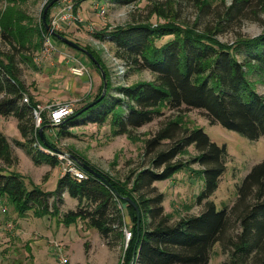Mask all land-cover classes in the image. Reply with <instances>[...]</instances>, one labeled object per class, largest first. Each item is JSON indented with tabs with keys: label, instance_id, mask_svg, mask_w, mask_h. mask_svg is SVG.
Instances as JSON below:
<instances>
[{
	"label": "trees",
	"instance_id": "obj_1",
	"mask_svg": "<svg viewBox=\"0 0 264 264\" xmlns=\"http://www.w3.org/2000/svg\"><path fill=\"white\" fill-rule=\"evenodd\" d=\"M28 1L0 0L4 3L0 11V39L9 48L7 51L0 48V116L18 120L24 141H17V144L34 163L46 162L56 167L59 160L38 148L40 145L56 149L45 134L52 122L42 112V121L37 127L34 111L38 110V103L19 78L18 64H33V54L41 51L44 36L49 34L43 26L42 16L36 21L23 8ZM82 1L74 5L75 14ZM115 1L128 3L132 0ZM184 1H194L201 12L211 8L208 0ZM254 1L233 0L223 14L218 13L216 24H208L204 31L181 26L170 19L160 3L151 8L149 16L142 22H130L111 30L107 27L97 38L113 44L115 57L128 70H149L155 75L154 81L118 87V98L109 99L112 89L110 70L98 52L75 41L92 53L104 68L108 93L93 108L78 115L91 103L88 102L56 125L62 136L70 134L68 126L82 118L90 116V123L102 125L111 117L114 136L125 135L133 141L137 138L136 131L151 123L156 115H161L163 109L170 110L173 115L144 139L143 161L124 181L113 179L92 166L110 181L121 198L90 174L83 181L64 174L54 193L46 192L34 183L29 189L21 173L10 171L19 164V159L7 137L0 133V161L3 164L0 166V200H6L19 218L33 212L36 218L42 219L59 214V202L63 201L62 195L66 192L70 198L78 200L80 208L66 213L63 222L71 225L85 220L103 238L113 232L124 238L126 211L132 223L126 264H131L134 257L135 264H210L218 244L222 253L228 255L223 264H264V161L254 165L245 176L237 188L234 204L218 209L210 198L219 188L227 169V147L213 142L200 127H186L183 120L185 110L198 109L204 112L210 125L218 124L252 141L264 138V95L257 91V83L250 78L256 74L259 78L256 81L264 84V31L256 38L239 37L231 45L221 43L215 37L231 24H240L250 14L258 17L259 11L264 12V0H256V10L253 9ZM57 5L48 12L50 26L52 9ZM152 17L171 21L154 27L150 23ZM165 36L173 39L159 47L157 42ZM87 58L102 81L96 100L102 94L104 83L97 66ZM25 97L29 98L28 103L23 102ZM44 126L43 141L39 130ZM191 147L197 152L194 156ZM73 155L90 165L79 155ZM193 164L202 167L199 173L204 177V189L197 202L203 205V211L173 221L163 206L165 196L155 183L172 179L185 166ZM51 195L55 198L52 207L49 203ZM125 197L133 199L141 211L139 232L137 213Z\"/></svg>",
	"mask_w": 264,
	"mask_h": 264
},
{
	"label": "rangeland",
	"instance_id": "obj_2",
	"mask_svg": "<svg viewBox=\"0 0 264 264\" xmlns=\"http://www.w3.org/2000/svg\"><path fill=\"white\" fill-rule=\"evenodd\" d=\"M29 0L23 8L36 21H39L44 10L45 2ZM82 0H61L52 9L51 20L68 4L71 6ZM211 8L208 12H201L196 3L184 0H135L121 3L115 0H85L80 2L78 12L80 16L76 23L62 25L56 32L63 33L67 38L77 41L82 46H89L96 50L107 66L112 81L109 99L118 98V87L130 86L138 82L155 80V75L149 70H128L121 60L115 57V49L111 42L102 41L97 36L107 27L111 30L130 22H142L149 16L151 8L163 4L170 19H174L181 26L186 25L191 29L204 31L208 24H216L218 13L223 14L233 0H208ZM256 0L253 9H258ZM97 4L104 6L105 14L97 10ZM4 3L0 2V11ZM74 12V10H73ZM170 19L152 17L150 23L157 27ZM52 26V25H51ZM196 27V28H194ZM264 31V12L258 17H250L240 24H231L226 30L215 36L221 43L233 44L239 37L256 38ZM173 37L165 36L157 42L163 46ZM57 51L47 57L40 52L33 54V64L20 62L19 78L25 85L28 93L35 98L38 106L44 108L43 113L50 119L49 107L71 105L75 110L86 103L94 101L102 85L101 78L90 63L86 55L73 50L59 41L53 40ZM0 48L7 51L9 48L0 39ZM19 60V57H17ZM35 65V66H34ZM84 66L87 74L83 77L75 76L71 68ZM251 80L255 81L257 91L264 95V84L257 82L258 76L252 74ZM28 98V97H27ZM29 99V98H28ZM127 109L126 107H124ZM100 110L102 109L99 108ZM99 110V111H100ZM184 125L188 128L200 127L218 145L227 147V169L221 178L217 191L210 200L214 201L218 209L224 205L232 206L236 201L237 188L252 167L264 161V138L252 141L247 137L220 125H210L202 110H185ZM173 115L167 109L161 115H156L154 120L136 131V139L131 141L125 135L114 136L111 117L102 125L90 123V116L68 126L70 133L62 136L56 127H47L46 138L56 149L70 154H77L106 173L113 179L124 181L128 174L140 167L143 161V141L154 134ZM0 133L4 134L14 154L19 159V164L10 171L23 175L28 188L31 183L40 185L44 191L54 193L57 183L68 167L67 162L59 161L53 167L44 162H33L25 149L17 144L24 141L19 129L18 120L14 117L0 116ZM191 155L197 154L190 148ZM0 166H3L0 161ZM202 167L199 164L185 166L172 179L155 183V187L164 194L163 206L165 212L172 216L173 221L191 215H199L203 205L197 202V197L204 189V177L199 173ZM62 202H59V214L55 217L36 218L29 212L25 218H19L13 207L6 201L0 200V264H54L55 243L64 247L65 253L72 259L73 264H121L129 249L130 240L127 242V233H131L132 223L127 212L124 238L117 232L103 238L95 229L89 227L85 220H78L71 225L63 222V217L70 211H77L80 206L77 199L63 193ZM55 198H49L52 207ZM10 225V227H9ZM132 237V236H131ZM228 260V255L223 254L220 245H216L210 264H223Z\"/></svg>",
	"mask_w": 264,
	"mask_h": 264
},
{
	"label": "built area",
	"instance_id": "obj_3",
	"mask_svg": "<svg viewBox=\"0 0 264 264\" xmlns=\"http://www.w3.org/2000/svg\"><path fill=\"white\" fill-rule=\"evenodd\" d=\"M97 10L101 12V14H105L106 10L104 9V6H101L100 4H97ZM78 18L74 15L73 12V6L71 4H68L63 9H61L58 14H56L52 20H51V27L54 30H57V28L61 27L62 25H71L76 23ZM54 39L51 37L50 34H46L43 39V45L41 49V55L44 57L49 56L50 54L57 51L55 43L53 41ZM72 73L75 76L83 77L85 74H87V70L84 66H73L71 68ZM24 103H28L29 99L27 97L23 100ZM53 107H49L47 110L49 111V116L52 124L59 125L61 124L65 119L71 117L74 113V109L71 105H64V106H57L55 109ZM39 110V111H38ZM38 110L34 111L35 120L37 127L40 126L42 118L41 113L45 110L44 108H41V106H38ZM38 148L43 151L45 154L56 157L59 161H65L67 162L68 167L64 169L65 174H70L75 180L77 181H83L87 180L89 175L87 172H85L82 168H80L71 158L68 157L65 153H59L55 150L38 146ZM63 151V150H62ZM10 227V225H9ZM127 242L131 238V233H127ZM56 252H55V263L54 264H73L67 253L64 251V247L60 245L59 243H55L54 245ZM121 264H126L124 259L122 260Z\"/></svg>",
	"mask_w": 264,
	"mask_h": 264
},
{
	"label": "water",
	"instance_id": "obj_4",
	"mask_svg": "<svg viewBox=\"0 0 264 264\" xmlns=\"http://www.w3.org/2000/svg\"><path fill=\"white\" fill-rule=\"evenodd\" d=\"M61 0H51L46 7L43 10V14H42V23L43 26L45 28L46 31H48V33L50 35H52L53 37H55L56 39L60 40L61 42H63L65 45L79 50L81 52H83L87 57H89L94 64L97 66V68L99 69L101 76H102V80L104 83V87H103V91L102 94L100 95V97L94 101H92L88 106H86L83 110H81L78 115H81L83 112L93 108L94 106H96L97 104H99L107 95L108 93V80H107V76H106V72L104 70V68L102 67V65L100 64V62L93 56L92 53H90L87 49H85L84 47L80 46L79 44H77L75 41L70 40L69 38L59 34L58 32H56L47 22V15L49 10L52 8L53 5H55L56 3H59ZM47 3V1L45 2V4ZM56 127V125L52 124L49 125L47 127ZM45 126L40 128L39 133L41 138L43 139V141L45 140L43 131L45 130ZM49 149L55 150L59 153H65L68 155L69 158H71L80 168H82L85 172H87L88 174H90L91 176H93L94 178L98 179L99 181H101L102 183H104L109 189H111L113 191V193L118 197L121 198L122 196L115 190V188L113 187V185L110 183V181L101 173H99L98 171H96L92 166L88 165L87 163L83 162L80 158H78L77 156L70 154L68 152H64L62 150L59 149H53L51 147H47ZM126 202L131 205L136 213H137V229L139 232V228L141 225V211L137 205V203L131 199L130 197H125ZM135 260L136 258L134 257L133 261L131 264H135Z\"/></svg>",
	"mask_w": 264,
	"mask_h": 264
},
{
	"label": "crops",
	"instance_id": "obj_5",
	"mask_svg": "<svg viewBox=\"0 0 264 264\" xmlns=\"http://www.w3.org/2000/svg\"><path fill=\"white\" fill-rule=\"evenodd\" d=\"M78 14L77 15H79L80 16V13L79 12H77ZM79 18V17H78ZM71 259V258H70ZM71 261H72V259H71Z\"/></svg>",
	"mask_w": 264,
	"mask_h": 264
}]
</instances>
